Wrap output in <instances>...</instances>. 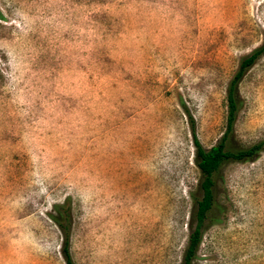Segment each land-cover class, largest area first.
Listing matches in <instances>:
<instances>
[{"label": "rangeland", "instance_id": "374dc122", "mask_svg": "<svg viewBox=\"0 0 264 264\" xmlns=\"http://www.w3.org/2000/svg\"><path fill=\"white\" fill-rule=\"evenodd\" d=\"M264 41V0H0V264H181L202 191L193 128ZM232 148L264 139V55ZM193 264H264V151L223 164Z\"/></svg>", "mask_w": 264, "mask_h": 264}, {"label": "trees", "instance_id": "16d2710c", "mask_svg": "<svg viewBox=\"0 0 264 264\" xmlns=\"http://www.w3.org/2000/svg\"><path fill=\"white\" fill-rule=\"evenodd\" d=\"M264 55V41L250 54L245 56L238 70L232 77L227 88V125L226 132L220 140L210 148L203 146L193 128V144L195 147V163L201 171L200 188L202 194L197 199V209L193 214L196 225L192 229L187 248L181 264H193L203 237V224L214 204L216 174L227 162L249 161L258 157L264 151V139L248 147L232 148L230 137L235 131L238 114L243 105L239 93V85L247 71ZM51 218L59 226L63 242L61 252L67 264H76L71 253L72 205L69 199L54 205Z\"/></svg>", "mask_w": 264, "mask_h": 264}]
</instances>
